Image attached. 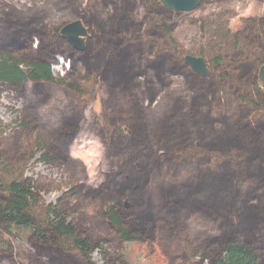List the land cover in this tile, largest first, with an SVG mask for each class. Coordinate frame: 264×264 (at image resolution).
Instances as JSON below:
<instances>
[{
  "label": "trees",
  "instance_id": "1",
  "mask_svg": "<svg viewBox=\"0 0 264 264\" xmlns=\"http://www.w3.org/2000/svg\"><path fill=\"white\" fill-rule=\"evenodd\" d=\"M30 1L0 0V94L21 100L0 135V264H95L94 252L129 264V241L157 242L169 264H264V17L196 54L209 64L201 77L174 40L180 12L159 0ZM79 18L82 51L59 35ZM55 56L70 63L59 77ZM88 85L105 93L98 134L112 163L95 186L70 151ZM33 159L63 181L24 175Z\"/></svg>",
  "mask_w": 264,
  "mask_h": 264
},
{
  "label": "rangeland",
  "instance_id": "2",
  "mask_svg": "<svg viewBox=\"0 0 264 264\" xmlns=\"http://www.w3.org/2000/svg\"><path fill=\"white\" fill-rule=\"evenodd\" d=\"M1 1L13 4L17 8H24L31 3L30 0ZM78 1L83 8L94 2V0ZM242 17H264V2L230 0L220 4L208 3L192 12H180V15L175 17L177 26L174 31V40L187 54L196 56L204 49L206 52L204 57L207 58L217 48L220 37L226 29H229L231 33L241 29ZM69 67V61L61 56H55L51 66L52 74L54 77H59ZM179 83V77L173 78V85H179ZM55 94L57 98L62 96L59 90ZM104 98L105 93L99 85H88L86 91L87 104L83 111L80 131L70 149L72 157L83 162L88 175V184L93 186L101 182L104 174L112 167V163L106 155V147L102 144L98 134V130L104 126L102 104ZM223 101L229 106V102L225 99ZM20 107L21 100L16 99L12 93L3 91L0 94L1 137L9 135V127L13 125L16 117L15 110ZM24 175L32 178L39 177L53 184L63 181L59 170L34 159L24 168ZM59 194V191H51L43 195V200L45 203H53ZM86 212L90 213V209L87 208ZM13 242L17 247L22 244L19 239H15ZM121 248L125 260L129 264H169L167 256L157 242L148 245L147 243L129 241L124 242ZM91 258L95 264H101L97 252H94Z\"/></svg>",
  "mask_w": 264,
  "mask_h": 264
},
{
  "label": "water",
  "instance_id": "3",
  "mask_svg": "<svg viewBox=\"0 0 264 264\" xmlns=\"http://www.w3.org/2000/svg\"><path fill=\"white\" fill-rule=\"evenodd\" d=\"M200 1L201 0H159V2L165 8L172 11L174 15L178 12L195 11ZM59 35L78 51L84 50L85 43L90 38V33L80 18L64 24L59 30ZM183 60L192 71L199 74L201 77L209 76V64L201 55L195 56L185 54ZM257 77L264 92V62L258 69ZM123 207L125 209L130 208L127 200H124Z\"/></svg>",
  "mask_w": 264,
  "mask_h": 264
},
{
  "label": "flooded vegetation",
  "instance_id": "4",
  "mask_svg": "<svg viewBox=\"0 0 264 264\" xmlns=\"http://www.w3.org/2000/svg\"><path fill=\"white\" fill-rule=\"evenodd\" d=\"M263 62H264V61H263ZM261 65H262V64H261ZM261 65H260V66H261ZM260 66H259V67H260ZM54 202H55V201H54ZM54 202H53V203H54Z\"/></svg>",
  "mask_w": 264,
  "mask_h": 264
}]
</instances>
